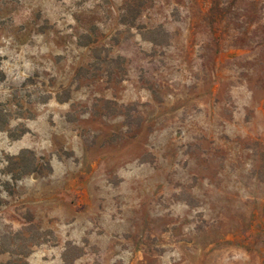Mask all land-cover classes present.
<instances>
[{
    "label": "rangeland",
    "instance_id": "374dc122",
    "mask_svg": "<svg viewBox=\"0 0 264 264\" xmlns=\"http://www.w3.org/2000/svg\"><path fill=\"white\" fill-rule=\"evenodd\" d=\"M0 264H264V0H0Z\"/></svg>",
    "mask_w": 264,
    "mask_h": 264
}]
</instances>
